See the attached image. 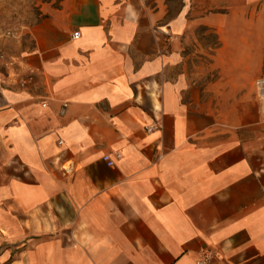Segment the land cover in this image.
I'll return each instance as SVG.
<instances>
[{
	"label": "crops",
	"instance_id": "1",
	"mask_svg": "<svg viewBox=\"0 0 264 264\" xmlns=\"http://www.w3.org/2000/svg\"><path fill=\"white\" fill-rule=\"evenodd\" d=\"M40 9L0 48V264H264V0Z\"/></svg>",
	"mask_w": 264,
	"mask_h": 264
},
{
	"label": "rangeland",
	"instance_id": "2",
	"mask_svg": "<svg viewBox=\"0 0 264 264\" xmlns=\"http://www.w3.org/2000/svg\"><path fill=\"white\" fill-rule=\"evenodd\" d=\"M42 0H0V48L5 39L19 37L41 15Z\"/></svg>",
	"mask_w": 264,
	"mask_h": 264
},
{
	"label": "built area",
	"instance_id": "3",
	"mask_svg": "<svg viewBox=\"0 0 264 264\" xmlns=\"http://www.w3.org/2000/svg\"><path fill=\"white\" fill-rule=\"evenodd\" d=\"M79 35H80V32L75 31L73 34V37L77 38V37H79ZM9 62L10 61H9L6 53L3 51H0V65H2V64L8 65ZM33 81H34V76L29 75V76L24 77L20 80V85H21V87L26 88L29 85H31L33 83ZM254 87H255L256 96L260 102L261 114H262V117L264 119V74L259 75L258 77L255 78ZM65 106H67V103L64 104L62 111H64ZM153 126H151L149 129H151ZM104 159L107 161V163L109 165H113L115 163L114 159L109 154L104 155ZM208 257H209V254L207 252H204L203 256L198 260V263L199 264H205L206 261L208 260Z\"/></svg>",
	"mask_w": 264,
	"mask_h": 264
}]
</instances>
